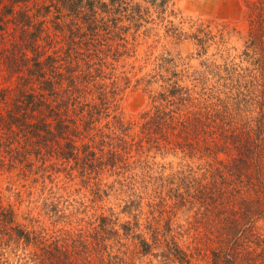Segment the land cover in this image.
<instances>
[{
	"label": "trees",
	"instance_id": "trees-1",
	"mask_svg": "<svg viewBox=\"0 0 264 264\" xmlns=\"http://www.w3.org/2000/svg\"><path fill=\"white\" fill-rule=\"evenodd\" d=\"M244 2L240 67L188 65L176 45L189 40L199 57L212 28L232 27L197 19L187 31L172 0H0V264H264L253 226L264 216V0ZM150 36L162 52L136 76L127 59ZM127 87L146 100L123 119ZM177 152L199 162L147 206L190 212L181 224L139 223L134 201L125 218L87 214L63 194L74 181L96 198L106 173L164 171L155 156ZM147 173L133 174L138 188Z\"/></svg>",
	"mask_w": 264,
	"mask_h": 264
},
{
	"label": "rangeland",
	"instance_id": "rangeland-1",
	"mask_svg": "<svg viewBox=\"0 0 264 264\" xmlns=\"http://www.w3.org/2000/svg\"><path fill=\"white\" fill-rule=\"evenodd\" d=\"M171 5L173 11L176 13L175 18H171L174 23L182 19V26L188 31L187 25L188 20H209L212 25L215 23H223L226 25L228 32H222L219 35L213 28L211 30V35L213 36L208 41L209 46L206 52L199 57L196 56L195 48L189 40H184L176 45L175 50H178L180 56H187L188 58L184 61H188V65L195 66L197 62L203 58H208V60H214L216 63L226 62L234 63L240 67H244L247 64L242 60L241 51L244 48V37L247 30V13L245 8L244 0H172ZM253 1V0H251ZM159 34H161L162 29L160 26H156ZM257 37V36H256ZM158 40V41H155ZM258 40V37H257ZM138 46L133 57L127 59L128 64H132L134 69L131 73H135L136 76L142 75V73L147 72L151 68V59L162 52V45L164 44L163 39L160 37L150 36L147 38H137ZM147 45L149 48V59L147 61L143 60V53L146 50ZM133 59H135L133 61ZM140 66V69L137 67ZM129 75H131L129 73ZM5 82L0 75V87L4 86ZM146 100L145 93L138 88H125L118 99L117 111L123 119L134 117L144 106ZM181 153L176 154H166L164 156L156 155L154 158L155 162L158 164H163L165 166L164 171L155 169L154 172L148 171L147 169L139 172L138 170H131L124 172L123 174H108L102 176L100 179V191L98 196L95 198L88 190L83 187H79L70 181L68 183L62 184L65 187L68 199L73 206V208L78 209V211L84 210L85 213L89 214L92 211L96 212H106L107 209L116 214L118 217H126L124 214L120 213L119 210L122 205L128 203L129 201L136 202L139 206L133 209L132 212L138 217L139 223H144L149 220L153 224L157 221V227L160 228L165 219H169L172 226L174 223H183L184 219L187 221L190 212L183 213L184 211H174L168 207L163 208L157 212L151 213V208L147 206L151 198L158 196L161 192V187L166 189L168 185L174 187L176 177L181 176L183 171V164L195 165L199 161L195 158H181ZM148 171V173H147ZM137 173L138 176L147 173L148 177H143L142 180L144 185L138 188L139 184H136L133 179V174ZM156 176H151L155 175ZM150 175V176H149ZM132 176V177H130ZM6 175L0 177V187L6 185L7 182ZM60 178H62L60 176ZM143 184V183H142ZM22 189V188H21ZM38 184L33 185L30 188L32 196L38 192ZM169 201H166V205ZM186 216V217H185ZM185 217V218H184ZM188 217V218H187ZM190 220V219H189ZM186 225V223L184 224ZM187 226V225H186ZM253 226L255 228L264 229V216L254 219ZM128 249H134V244L128 239L124 240ZM200 258V256H199Z\"/></svg>",
	"mask_w": 264,
	"mask_h": 264
}]
</instances>
